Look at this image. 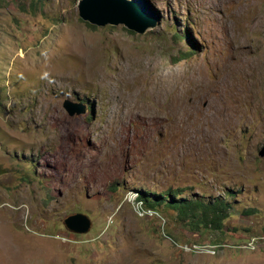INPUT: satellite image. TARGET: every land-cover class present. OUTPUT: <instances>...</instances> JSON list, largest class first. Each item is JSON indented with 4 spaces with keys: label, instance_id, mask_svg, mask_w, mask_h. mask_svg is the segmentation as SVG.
<instances>
[{
    "label": "rangeland",
    "instance_id": "1",
    "mask_svg": "<svg viewBox=\"0 0 264 264\" xmlns=\"http://www.w3.org/2000/svg\"><path fill=\"white\" fill-rule=\"evenodd\" d=\"M80 1H0V264H264V0H130L144 34ZM176 188L227 197L224 229L135 204Z\"/></svg>",
    "mask_w": 264,
    "mask_h": 264
},
{
    "label": "trees",
    "instance_id": "2",
    "mask_svg": "<svg viewBox=\"0 0 264 264\" xmlns=\"http://www.w3.org/2000/svg\"><path fill=\"white\" fill-rule=\"evenodd\" d=\"M1 1V0H0ZM97 28L95 25H91ZM180 39L189 37V33H176ZM191 52L184 53L179 60L189 57ZM89 112L93 113V105H90ZM114 189H117L115 186ZM184 188L169 189L160 194H154L150 191L138 190V198L144 200L147 206L159 210L164 208L170 212L175 210L178 212L176 220L178 223L191 226L205 231H222L226 225V220L233 214L235 208L226 198H217L214 200L204 199L202 197L183 195ZM255 209L248 212H255Z\"/></svg>",
    "mask_w": 264,
    "mask_h": 264
},
{
    "label": "water",
    "instance_id": "3",
    "mask_svg": "<svg viewBox=\"0 0 264 264\" xmlns=\"http://www.w3.org/2000/svg\"><path fill=\"white\" fill-rule=\"evenodd\" d=\"M78 6L81 18L97 26L123 24L129 30L144 34L156 28L158 24L157 19L148 23L141 15L143 12L141 6L130 0H81ZM65 108L70 115L86 112V107L70 100L65 102ZM261 155L264 156V149ZM65 224L70 231L78 234L89 232L93 226L92 219L82 212L69 215L65 219Z\"/></svg>",
    "mask_w": 264,
    "mask_h": 264
},
{
    "label": "built area",
    "instance_id": "4",
    "mask_svg": "<svg viewBox=\"0 0 264 264\" xmlns=\"http://www.w3.org/2000/svg\"><path fill=\"white\" fill-rule=\"evenodd\" d=\"M135 198V204L138 206V209L140 212H142L143 215L148 214V216L156 217V215H160L159 212L152 208L147 206V204L144 202V200L138 198V194L134 196ZM179 247L185 251L186 253H210V254H216L218 252V244H211V243H179ZM257 247L259 246L258 240L256 237L250 238L245 244V247Z\"/></svg>",
    "mask_w": 264,
    "mask_h": 264
},
{
    "label": "clouds",
    "instance_id": "5",
    "mask_svg": "<svg viewBox=\"0 0 264 264\" xmlns=\"http://www.w3.org/2000/svg\"><path fill=\"white\" fill-rule=\"evenodd\" d=\"M88 22V21H87ZM94 25V24H93ZM111 25V24H110ZM121 25V24H120ZM97 26V25H96ZM100 27H102V26H100ZM128 29V28H127ZM132 31V30H131ZM135 32V31H134ZM137 33V32H136Z\"/></svg>",
    "mask_w": 264,
    "mask_h": 264
}]
</instances>
